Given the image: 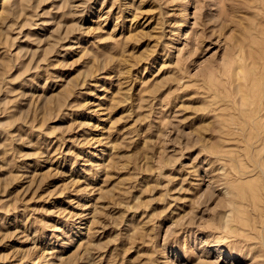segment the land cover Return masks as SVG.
<instances>
[{"label": "rangeland", "instance_id": "rangeland-1", "mask_svg": "<svg viewBox=\"0 0 264 264\" xmlns=\"http://www.w3.org/2000/svg\"><path fill=\"white\" fill-rule=\"evenodd\" d=\"M0 264H264V0H0Z\"/></svg>", "mask_w": 264, "mask_h": 264}, {"label": "bare ground", "instance_id": "bare-ground-1", "mask_svg": "<svg viewBox=\"0 0 264 264\" xmlns=\"http://www.w3.org/2000/svg\"><path fill=\"white\" fill-rule=\"evenodd\" d=\"M258 192V191H257ZM263 206V205H262Z\"/></svg>", "mask_w": 264, "mask_h": 264}]
</instances>
